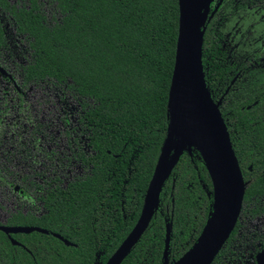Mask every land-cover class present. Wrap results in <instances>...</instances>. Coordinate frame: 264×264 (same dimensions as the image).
Masks as SVG:
<instances>
[{
	"label": "trees",
	"instance_id": "16d2710c",
	"mask_svg": "<svg viewBox=\"0 0 264 264\" xmlns=\"http://www.w3.org/2000/svg\"><path fill=\"white\" fill-rule=\"evenodd\" d=\"M52 2L58 15L49 19L39 0L9 6V13L26 45L22 84L52 87L63 108L71 104L66 165L78 172L25 175V193L36 202L25 200L5 223L48 233H11L17 245L0 230V264H105L138 220L167 133L178 1ZM221 9V18L205 22L203 71L212 98L221 100L246 186L237 223L211 264H256L264 249V74L251 75L248 59L236 58L220 27L259 14L264 0H227ZM212 208L208 170L198 151L184 150L148 227L120 264H162L167 228V261L177 260L197 241Z\"/></svg>",
	"mask_w": 264,
	"mask_h": 264
},
{
	"label": "water",
	"instance_id": "95a60500",
	"mask_svg": "<svg viewBox=\"0 0 264 264\" xmlns=\"http://www.w3.org/2000/svg\"><path fill=\"white\" fill-rule=\"evenodd\" d=\"M178 1V27L174 63L168 90V128L157 159L154 172L148 184L141 213L126 238L111 254L105 264H120L130 252L158 208L159 193L164 180L177 162L180 154L192 146L203 160L213 186V208L208 222L194 245L177 260L168 263V228L162 264H211L221 250L239 218L246 181L243 177L232 146L227 125L220 110L221 100L215 101L205 82L202 63V40L206 22L201 23L204 9L201 0ZM209 7V6H208ZM208 10V8H207ZM206 10V12H207ZM179 117L188 120L200 142L188 145L174 156L171 145L175 137V123ZM173 158L169 168H165ZM156 201L154 210L149 206ZM0 230L11 233L47 229L35 225H7L0 223ZM52 234L69 242L58 233ZM13 244L20 245L10 237ZM256 264H264V249L255 255Z\"/></svg>",
	"mask_w": 264,
	"mask_h": 264
},
{
	"label": "rangeland",
	"instance_id": "374dc122",
	"mask_svg": "<svg viewBox=\"0 0 264 264\" xmlns=\"http://www.w3.org/2000/svg\"><path fill=\"white\" fill-rule=\"evenodd\" d=\"M11 4H17L18 0H9ZM45 8L50 12L53 10L52 0H45ZM227 0H210L209 7L206 12V20L219 19L223 16L222 6L225 5ZM47 11V14L49 12ZM225 12H228L225 10ZM260 15V14H259ZM254 14L242 21L241 24L236 22V18L227 21L220 29L225 32H230L233 35V42L236 45L235 53L237 58H244L258 49H263L264 44V16ZM227 16V13H226ZM263 16V17H262ZM226 19V18H225ZM252 32L247 34V27L255 22ZM10 31H12L10 27ZM16 40V39H15ZM14 40V41H15ZM21 46V45H20ZM22 47V46H21ZM250 62L249 72L255 79L257 76L263 78L264 74V55H258ZM260 78V79H261ZM11 93V107L9 112L14 115L15 120L10 121L8 125V137L11 146L22 148L20 151L21 158L12 156L11 165L15 170V178L17 173L19 178L30 170L35 168L37 170H44L47 173L59 169L67 176L77 173V167L69 165L66 156L70 154L65 146L64 128L70 120L69 116L73 114L71 104L68 107H62L59 102V97L52 87L31 89L27 96L24 98L18 97L15 90L10 84ZM13 106V107H12ZM73 106V105H72ZM25 115L26 118L21 117ZM12 118V117H11ZM29 118V119H27ZM30 118H32L30 120ZM16 119L18 121H16ZM36 119V121H34ZM65 122V123H64ZM35 130L33 134L32 130ZM40 143V151L39 145ZM21 144V146L19 145ZM57 145V147L55 146ZM188 151L192 153L195 149L192 146L187 147ZM51 150L56 152V155L51 154ZM4 159L0 155V160ZM19 178L17 179H4L0 174V179H4L0 183V221L3 222L9 212L16 208L18 197H25L30 203H34V198L31 196H24ZM19 185V186H18Z\"/></svg>",
	"mask_w": 264,
	"mask_h": 264
},
{
	"label": "flooded vegetation",
	"instance_id": "af4514ba",
	"mask_svg": "<svg viewBox=\"0 0 264 264\" xmlns=\"http://www.w3.org/2000/svg\"><path fill=\"white\" fill-rule=\"evenodd\" d=\"M23 1L24 0H18L17 4H14V5L11 4L9 0H5L3 2V4L0 3V155H2L4 157V159L0 160V174L2 175V177L4 179H7L8 177H10V179H16V178L18 179L19 178L20 175L18 173H17L16 178L14 176L16 173H15V170L12 169L13 166L11 165V160H12L11 157L14 156L17 158H21L20 151H23L22 148H16L15 146H11L9 141L7 140L8 132H9L8 131V125H9L11 120L12 121L15 120L14 115L11 114V112H13V111L9 112L10 107H11V102H10L11 93L9 91L10 84L12 85V88L15 90L14 95L21 97V98L26 97L27 93L31 89H34L36 87H39V88H45L46 87V86L43 87L41 85H35V84H28V86L25 87L21 82V75H20L21 70H22L21 66L26 63L27 51H26V45H25L24 41H21L22 37L17 35V33L15 31L14 24H12L10 13H9V6L18 7V5H20ZM39 1L43 4L44 11L47 14L48 10H46V8H45L46 1L45 0H39ZM51 5L53 6V9H54L53 2ZM51 12H53V10H50L49 14H47V16H49L48 19L51 16L50 15ZM55 12L56 13H54V12L53 13L55 15H58L56 10H55ZM259 14H258L259 16H261L262 14L264 16V10L262 12H260ZM10 27H11L12 31H10ZM246 31H247V34L249 35V33L252 32V28L249 29L247 27ZM225 33H227L231 38L232 52L234 54L235 53L234 47L236 45L233 42V38H232L233 35H231L230 32H225ZM256 54L264 55V44H263L262 50L258 49V51L254 52L250 55H247L244 58H237V57L236 58L237 59H248L247 67H248V71H249L250 70V62H251V60H253V58L256 56ZM235 56H236V53H235ZM237 77H238V74H236V76H234L233 79L230 81V83L227 86L226 91L228 90L230 85L234 84ZM53 90H55V89L53 88ZM21 117L26 118L24 114ZM27 119H29V118H27ZM31 119L32 118H30V120ZM16 121H18V120L16 119ZM34 121H36V119H34ZM74 122H75L74 119H70L67 122V126L64 128V131L67 129H72L74 126ZM34 132H35V130L33 129L31 134H33ZM64 138H65V146L70 152V149L67 146L65 134H64ZM19 145L21 146V144H19ZM38 145H39L38 149L40 151V143H38ZM55 146L57 147L56 144H55ZM51 154L56 155V152L51 150ZM69 155L67 157H69ZM29 169L30 170H27L26 172H24V174L21 176V178H19L20 182H22L21 183L22 185L21 186L18 185V186L21 187L24 196H27L25 193V179H24L26 174L32 175L35 172H42V173L44 172L46 175H48V174H51L53 172L60 171L59 169H56V170L51 171V173H47L44 170H37L35 168H29ZM60 172H62V171H60ZM4 179L3 180L0 179V183H3ZM25 200H26L25 197H23V198L18 197V203H17L16 208H19L20 205H22ZM15 209H13L12 211H14ZM8 214H7V216H8ZM0 223L6 224L5 220L3 222L0 221ZM7 225H9V224H7ZM10 237H11V235L9 236V238Z\"/></svg>",
	"mask_w": 264,
	"mask_h": 264
},
{
	"label": "bare ground",
	"instance_id": "6f19581e",
	"mask_svg": "<svg viewBox=\"0 0 264 264\" xmlns=\"http://www.w3.org/2000/svg\"><path fill=\"white\" fill-rule=\"evenodd\" d=\"M210 0H201L200 7L204 9L201 16V23L204 21L206 10L209 6ZM195 127L186 119L179 117L175 123V137L171 145V150L173 151V158L177 155L180 150L186 148L188 145L200 142L199 137L194 132ZM173 158L164 165L165 168H169ZM156 206V201H154L150 206V210H154Z\"/></svg>",
	"mask_w": 264,
	"mask_h": 264
}]
</instances>
